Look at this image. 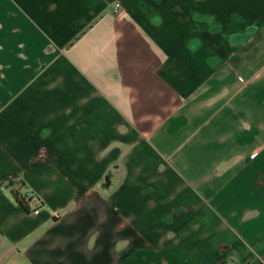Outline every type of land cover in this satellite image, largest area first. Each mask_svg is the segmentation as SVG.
<instances>
[{
	"label": "crops",
	"instance_id": "crops-1",
	"mask_svg": "<svg viewBox=\"0 0 264 264\" xmlns=\"http://www.w3.org/2000/svg\"><path fill=\"white\" fill-rule=\"evenodd\" d=\"M228 263L264 264V0H0V264Z\"/></svg>",
	"mask_w": 264,
	"mask_h": 264
},
{
	"label": "built area",
	"instance_id": "built-area-1",
	"mask_svg": "<svg viewBox=\"0 0 264 264\" xmlns=\"http://www.w3.org/2000/svg\"><path fill=\"white\" fill-rule=\"evenodd\" d=\"M21 197L27 202V203H34L36 204L34 208V212H39L41 208V203L39 197L31 190L24 189L21 190Z\"/></svg>",
	"mask_w": 264,
	"mask_h": 264
},
{
	"label": "trees",
	"instance_id": "trees-1",
	"mask_svg": "<svg viewBox=\"0 0 264 264\" xmlns=\"http://www.w3.org/2000/svg\"><path fill=\"white\" fill-rule=\"evenodd\" d=\"M15 183H17V185H20V186H24V182L23 181H17V182H15ZM11 190V193L14 195V197H15V199L17 200V201H19L21 204H23L24 206H27L28 205V203L21 197V190L19 189V187H17V188H11L10 189ZM234 264V263H233Z\"/></svg>",
	"mask_w": 264,
	"mask_h": 264
},
{
	"label": "rangeland",
	"instance_id": "rangeland-1",
	"mask_svg": "<svg viewBox=\"0 0 264 264\" xmlns=\"http://www.w3.org/2000/svg\"><path fill=\"white\" fill-rule=\"evenodd\" d=\"M228 264H233V263H228Z\"/></svg>",
	"mask_w": 264,
	"mask_h": 264
}]
</instances>
